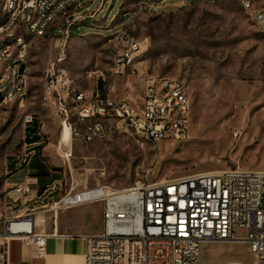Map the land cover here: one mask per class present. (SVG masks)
<instances>
[{
  "label": "rangeland",
  "instance_id": "rangeland-1",
  "mask_svg": "<svg viewBox=\"0 0 264 264\" xmlns=\"http://www.w3.org/2000/svg\"><path fill=\"white\" fill-rule=\"evenodd\" d=\"M6 1L0 0V21L8 19ZM243 1L163 0L159 5L160 0H104L98 8L101 0H94L82 12L86 19L69 17L74 29L67 36L59 30L65 26L58 24L64 17L44 36L18 30L28 44V92L24 100L0 102V226L14 215L8 192L15 187L17 171L28 164L24 159L30 150L29 129L36 125L38 131L42 120L49 119L63 133L64 119L48 89L49 73L58 70L77 90L111 93L138 103L146 73L183 80L191 99L189 136L153 143L105 129L88 139L93 121L73 116L70 144L64 142L63 152L56 154L52 178L23 196L33 204L17 210L19 215L51 216L72 209L85 212L101 231L103 203L66 207L63 198L76 192L65 198L67 204L75 202L83 190L98 185L123 189L209 170H264V32ZM249 1L253 8L264 3ZM127 41L139 44L131 64L135 73L114 69ZM30 116L34 123L28 122ZM235 131L240 135L235 137ZM47 138L43 144L54 142L56 136ZM33 206L37 207L32 211ZM207 243L201 248L200 264H255L245 241Z\"/></svg>",
  "mask_w": 264,
  "mask_h": 264
},
{
  "label": "built area",
  "instance_id": "built-area-1",
  "mask_svg": "<svg viewBox=\"0 0 264 264\" xmlns=\"http://www.w3.org/2000/svg\"><path fill=\"white\" fill-rule=\"evenodd\" d=\"M94 0H65L67 10L53 0H7L8 19L0 21V39L10 40V47L0 50L1 102L24 100L28 92L26 55L28 44L23 34H41L61 17L59 27L69 35V17L86 19L83 10ZM104 0H101L102 5ZM246 9L257 14V27L264 32V6ZM35 19V26H28ZM139 51V44L127 41L115 58L116 72L129 67ZM61 60V59H60ZM48 89L53 93L64 125L73 128L71 117L93 121L88 139L105 129L134 135L144 141L182 140L189 136L191 99L188 85L175 77L143 76L141 103L116 99L95 91L87 96L77 90L62 72L49 73ZM69 92H76V102H69ZM33 122V117L28 118ZM235 137L239 131L233 133ZM24 161L35 154L30 143ZM27 196L31 183L14 187ZM97 190V194L93 191ZM82 199L62 206L101 202L104 206L103 228L87 236L85 264H200L202 244L210 241H245L255 257L264 264V170L229 168L196 172L177 178L146 183L123 189L98 185L87 189ZM239 229L245 234L238 236ZM47 234L35 230L34 215H12L0 226V264H7L8 243L13 238L30 244L35 255H43Z\"/></svg>",
  "mask_w": 264,
  "mask_h": 264
},
{
  "label": "crops",
  "instance_id": "crops-1",
  "mask_svg": "<svg viewBox=\"0 0 264 264\" xmlns=\"http://www.w3.org/2000/svg\"><path fill=\"white\" fill-rule=\"evenodd\" d=\"M161 1L163 0H160L159 5H161ZM100 6L101 5H99L98 8ZM262 6H264V3L259 5V8ZM94 14L95 12L90 14V16ZM80 91L84 92L87 96L95 92ZM107 94L111 95V93ZM111 96L114 97L113 95ZM114 98L118 99L117 97ZM69 101H71V99H69ZM41 123H43V125L39 127L36 133L39 139L31 143L35 148V154L28 164L17 171L18 176L13 181L15 186L30 182L32 191L34 192L39 190L40 185L46 186L49 183L52 178L51 170L56 168L58 164L56 154L63 152V148H65L64 142L70 144L71 141L67 142L63 140L62 130H58L53 120L43 119ZM50 134L56 136L55 141H49L43 144L44 136H47L49 140ZM8 196L14 201L12 206H10L11 213L14 215L18 214L17 210L22 211V207L28 203V197H23L18 194L14 188L8 192ZM10 203H12V201H10ZM32 204L33 202L28 203V205ZM86 204L88 203L79 204L76 207H81ZM18 205L21 208L14 209V207ZM36 207L37 206H33L31 210H35ZM24 209H29V207L26 206ZM71 210L72 209H69L51 216H47L43 212H28L34 215L36 232L47 234L45 252L43 255H35L30 244L21 239L13 238L8 243L7 264H85L87 236L98 234L101 231L96 228L94 222L88 219L85 212H72ZM207 244V242L203 243L202 248L206 247ZM234 263L241 264L243 262L229 261L226 264Z\"/></svg>",
  "mask_w": 264,
  "mask_h": 264
},
{
  "label": "bare ground",
  "instance_id": "bare-ground-1",
  "mask_svg": "<svg viewBox=\"0 0 264 264\" xmlns=\"http://www.w3.org/2000/svg\"><path fill=\"white\" fill-rule=\"evenodd\" d=\"M53 2H57V5H60V10H67V3H65V0H53ZM253 19L255 21V23H257V14L253 13ZM28 26H35V19H28ZM48 30H42L41 31V34H35V36H44L45 34H47ZM10 47V40L8 39H0V50H4L5 48H9ZM134 58V57H133ZM133 58L130 60V67H134L132 66V60ZM69 94L71 95L70 99L72 100L71 102H76V92H69ZM95 92L92 94L94 95ZM63 137H64V140L65 141H70L71 139V129L69 128V126L65 125L63 127ZM64 154L66 156H70V152L69 151H65ZM97 187V186H96ZM94 187V188H96ZM93 188V189H94ZM88 189H91V188H88ZM87 189L83 190L81 194L84 193H87L86 192ZM95 194H97V190H94L93 191ZM77 193H71V196H75ZM87 195V194H84L83 197ZM82 197V198H83ZM80 198V199H82Z\"/></svg>",
  "mask_w": 264,
  "mask_h": 264
},
{
  "label": "trees",
  "instance_id": "trees-1",
  "mask_svg": "<svg viewBox=\"0 0 264 264\" xmlns=\"http://www.w3.org/2000/svg\"><path fill=\"white\" fill-rule=\"evenodd\" d=\"M0 102H1V99H0ZM34 122L35 121L33 119L32 123H34ZM36 133H37L36 125H34L31 129H29V142L30 143L35 142V141H37L39 139V136Z\"/></svg>",
  "mask_w": 264,
  "mask_h": 264
}]
</instances>
